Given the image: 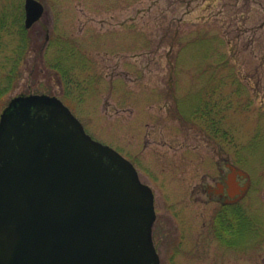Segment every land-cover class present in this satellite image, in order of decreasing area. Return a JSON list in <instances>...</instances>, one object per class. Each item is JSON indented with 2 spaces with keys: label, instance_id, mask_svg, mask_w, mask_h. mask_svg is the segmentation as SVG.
<instances>
[{
  "label": "rangeland",
  "instance_id": "obj_1",
  "mask_svg": "<svg viewBox=\"0 0 264 264\" xmlns=\"http://www.w3.org/2000/svg\"><path fill=\"white\" fill-rule=\"evenodd\" d=\"M39 1L0 115L20 94L57 96L132 162L155 193L161 264H264V0ZM25 2L0 0V20L25 26ZM226 160L251 180L228 246L206 192Z\"/></svg>",
  "mask_w": 264,
  "mask_h": 264
},
{
  "label": "water",
  "instance_id": "obj_2",
  "mask_svg": "<svg viewBox=\"0 0 264 264\" xmlns=\"http://www.w3.org/2000/svg\"><path fill=\"white\" fill-rule=\"evenodd\" d=\"M44 10L26 0V27ZM155 220L133 164L60 99L10 101L0 116V264H160Z\"/></svg>",
  "mask_w": 264,
  "mask_h": 264
},
{
  "label": "trees",
  "instance_id": "obj_3",
  "mask_svg": "<svg viewBox=\"0 0 264 264\" xmlns=\"http://www.w3.org/2000/svg\"><path fill=\"white\" fill-rule=\"evenodd\" d=\"M16 20H15V27L17 28V30L16 28L14 29L13 24H9L7 17L0 20V99L13 89L15 85V81H17L20 78L21 76L20 68L22 65V61L24 60V57L27 54V48L28 46H30L29 44L31 42L30 39L31 30L26 29L25 26L21 24L17 26ZM14 33L20 36L19 43H17V49L14 50L11 48L9 50L10 47L9 44L7 43V37L9 36L12 38L15 37L16 35H14ZM3 48H6L8 51L4 53ZM29 91L31 92V90ZM229 225L230 226L234 225V220L232 217H226L225 219H223L222 222V226L226 231L225 233L227 234L226 236L224 235L225 237L223 239V241L225 240L224 244L226 246H228L229 244L226 242L228 241V237H230V234L233 235L231 231L232 227L229 228ZM228 232L230 234H228ZM226 237L227 239H225Z\"/></svg>",
  "mask_w": 264,
  "mask_h": 264
},
{
  "label": "flooded vegetation",
  "instance_id": "obj_4",
  "mask_svg": "<svg viewBox=\"0 0 264 264\" xmlns=\"http://www.w3.org/2000/svg\"><path fill=\"white\" fill-rule=\"evenodd\" d=\"M225 165L229 171L224 174L223 170H220V175L215 177V183L208 184V188L206 189L207 196L220 205V209L215 213L213 218V229L216 238L221 240L222 243H224V234L225 236L227 234L223 226L221 232H217L216 230V220L218 217H221L219 214L224 212L225 218L232 217L227 212L231 209H239V203L246 196L251 186V180L240 176L237 172L239 167L231 164L228 160H226Z\"/></svg>",
  "mask_w": 264,
  "mask_h": 264
}]
</instances>
